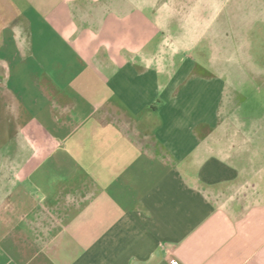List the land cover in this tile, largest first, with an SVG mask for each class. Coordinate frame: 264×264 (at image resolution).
<instances>
[{
  "label": "crops",
  "instance_id": "obj_1",
  "mask_svg": "<svg viewBox=\"0 0 264 264\" xmlns=\"http://www.w3.org/2000/svg\"><path fill=\"white\" fill-rule=\"evenodd\" d=\"M259 21L264 0H0V264H264Z\"/></svg>",
  "mask_w": 264,
  "mask_h": 264
},
{
  "label": "rangeland",
  "instance_id": "obj_2",
  "mask_svg": "<svg viewBox=\"0 0 264 264\" xmlns=\"http://www.w3.org/2000/svg\"><path fill=\"white\" fill-rule=\"evenodd\" d=\"M234 3L235 2H233V1H230V2L227 1L224 3L225 13H227L229 9H232ZM245 5H248V3L244 4V6ZM241 7H242V9L244 8L242 4H241ZM255 27H256L255 28L256 30L251 33L254 36V39H256V41H257L256 45H254L255 47L257 46V48H255V53H256V57H257L259 63L264 65V22H261V21L257 22ZM258 87H259L258 81L254 82V83L252 82L249 85V88H250L249 91L250 92L255 91V93H256V91L258 90ZM4 116H6V114ZM7 117L8 116H6V118ZM5 135H7V133L4 130L3 124L0 123V138L4 137ZM1 148H0V150H1ZM7 153H8L7 147L3 148V150L0 151V157H1L0 160H2L3 159L2 156L7 155ZM3 162L4 161L0 162L1 167H3L4 165L5 166L8 165V163L3 164ZM18 186H20V185H18Z\"/></svg>",
  "mask_w": 264,
  "mask_h": 264
},
{
  "label": "trees",
  "instance_id": "obj_3",
  "mask_svg": "<svg viewBox=\"0 0 264 264\" xmlns=\"http://www.w3.org/2000/svg\"><path fill=\"white\" fill-rule=\"evenodd\" d=\"M150 109H151V110H155L156 107H155V106H151Z\"/></svg>",
  "mask_w": 264,
  "mask_h": 264
},
{
  "label": "built area",
  "instance_id": "obj_4",
  "mask_svg": "<svg viewBox=\"0 0 264 264\" xmlns=\"http://www.w3.org/2000/svg\"><path fill=\"white\" fill-rule=\"evenodd\" d=\"M178 262L177 261H174L172 264H177Z\"/></svg>",
  "mask_w": 264,
  "mask_h": 264
}]
</instances>
